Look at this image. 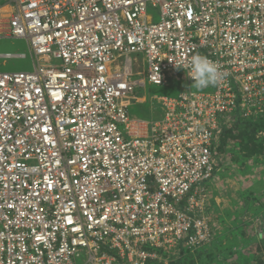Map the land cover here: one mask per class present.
<instances>
[{"label":"built area","instance_id":"2783aa9c","mask_svg":"<svg viewBox=\"0 0 264 264\" xmlns=\"http://www.w3.org/2000/svg\"><path fill=\"white\" fill-rule=\"evenodd\" d=\"M2 39L32 70L0 72V264H153L211 241L223 131L264 115V0H0ZM197 53L224 79L193 91ZM177 70L185 90L148 94Z\"/></svg>","mask_w":264,"mask_h":264},{"label":"rangeland","instance_id":"374dc122","mask_svg":"<svg viewBox=\"0 0 264 264\" xmlns=\"http://www.w3.org/2000/svg\"><path fill=\"white\" fill-rule=\"evenodd\" d=\"M147 15L158 22L157 9L149 7ZM7 52L23 54L25 59L0 58V72L32 70L24 41L0 40V53ZM175 75V80L168 79L166 87L147 85L148 94L175 97L185 90L187 85L180 70ZM142 108L132 106L131 114L148 118ZM218 158V172L204 185L211 241L195 250L170 248L157 264H264V123L241 125L228 132Z\"/></svg>","mask_w":264,"mask_h":264},{"label":"clouds","instance_id":"9594fccd","mask_svg":"<svg viewBox=\"0 0 264 264\" xmlns=\"http://www.w3.org/2000/svg\"><path fill=\"white\" fill-rule=\"evenodd\" d=\"M189 66L188 77L192 80L191 86L197 90L216 86L224 79V73L218 65L205 55L198 53L191 55Z\"/></svg>","mask_w":264,"mask_h":264},{"label":"trees","instance_id":"16d2710c","mask_svg":"<svg viewBox=\"0 0 264 264\" xmlns=\"http://www.w3.org/2000/svg\"><path fill=\"white\" fill-rule=\"evenodd\" d=\"M147 105L144 106L142 109L147 113L148 109H147ZM139 113H137L138 115ZM261 123H264V115L263 116H259L257 117L256 119H250V120H247L245 122H240V123H237L235 125H233L232 128H229V129H225L223 131V134L221 136V142H220V145L218 147V151L221 152L222 150V147H223V144H224V137L225 135H227L228 132L234 130L235 128H239L241 125H249V126H252V125H260ZM183 250V249H182ZM186 251V250H185ZM153 264H157V263H153Z\"/></svg>","mask_w":264,"mask_h":264},{"label":"crops","instance_id":"0c3cea01","mask_svg":"<svg viewBox=\"0 0 264 264\" xmlns=\"http://www.w3.org/2000/svg\"><path fill=\"white\" fill-rule=\"evenodd\" d=\"M0 54H3V53H0Z\"/></svg>","mask_w":264,"mask_h":264}]
</instances>
